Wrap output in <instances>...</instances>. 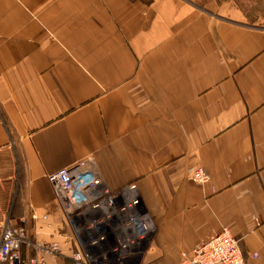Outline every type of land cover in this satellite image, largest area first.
<instances>
[{
    "label": "crops",
    "instance_id": "0c3cea01",
    "mask_svg": "<svg viewBox=\"0 0 264 264\" xmlns=\"http://www.w3.org/2000/svg\"><path fill=\"white\" fill-rule=\"evenodd\" d=\"M86 159L145 227L104 224L136 243L123 264H181L224 228L264 264V28L232 0H0L3 215L59 240L48 176Z\"/></svg>",
    "mask_w": 264,
    "mask_h": 264
},
{
    "label": "built area",
    "instance_id": "2783aa9c",
    "mask_svg": "<svg viewBox=\"0 0 264 264\" xmlns=\"http://www.w3.org/2000/svg\"><path fill=\"white\" fill-rule=\"evenodd\" d=\"M90 159L82 160L71 167L63 168L48 176L49 182L61 203L68 230L62 228L59 240L42 241L25 225L16 222L0 209V264H58L60 258H69L72 264H123L137 258L138 252L131 251L134 241L109 244L111 232L104 230L108 224L115 232L123 225L138 229L141 238L145 227L137 216L128 222L120 221L115 206L117 194L103 188L102 180L95 170L89 168ZM191 180L199 185L209 182V174L198 167L192 171ZM131 190L136 189L133 185ZM135 204V203H134ZM131 204L129 208H132ZM48 221V216H43ZM76 222L88 236L87 246L79 237ZM132 244V245H130ZM259 258V254L254 255ZM181 264H246L237 238L229 228L198 248L190 256L183 254Z\"/></svg>",
    "mask_w": 264,
    "mask_h": 264
},
{
    "label": "rangeland",
    "instance_id": "374dc122",
    "mask_svg": "<svg viewBox=\"0 0 264 264\" xmlns=\"http://www.w3.org/2000/svg\"><path fill=\"white\" fill-rule=\"evenodd\" d=\"M240 8L243 9L245 15L249 19L251 24L264 28V0H232ZM76 227L80 229L79 237L84 246H87L88 236L81 230V224L76 222ZM132 264H137V261H133Z\"/></svg>",
    "mask_w": 264,
    "mask_h": 264
},
{
    "label": "trees",
    "instance_id": "16d2710c",
    "mask_svg": "<svg viewBox=\"0 0 264 264\" xmlns=\"http://www.w3.org/2000/svg\"><path fill=\"white\" fill-rule=\"evenodd\" d=\"M18 223V221H16Z\"/></svg>",
    "mask_w": 264,
    "mask_h": 264
}]
</instances>
